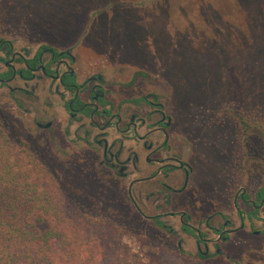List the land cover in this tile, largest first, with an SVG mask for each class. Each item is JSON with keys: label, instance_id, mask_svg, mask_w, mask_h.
Instances as JSON below:
<instances>
[{"label": "rangeland", "instance_id": "rangeland-1", "mask_svg": "<svg viewBox=\"0 0 264 264\" xmlns=\"http://www.w3.org/2000/svg\"><path fill=\"white\" fill-rule=\"evenodd\" d=\"M236 5L233 0H0V33L71 46L81 59L107 66V78L116 75L125 83L116 88V102L157 94L173 119L174 145L178 151L193 148L198 162V176L185 196H173L177 208L171 210L200 216L223 209V191L264 184V57L250 50L255 27ZM136 72L145 77L132 84ZM133 105L126 102L124 108L135 112ZM13 128L11 138L28 141L80 211L123 223L141 238L144 245L125 242L143 259L165 246L202 264H264V236L239 238L221 247L224 256L213 261H198L190 241L182 247L188 254L179 252L178 239L135 213L125 195L132 177L115 187L113 179L93 172L95 165L89 168L91 154L82 146L65 148L60 136L48 139L36 131L26 135L16 122ZM146 207L144 213H155ZM256 229L264 230L263 222Z\"/></svg>", "mask_w": 264, "mask_h": 264}, {"label": "flooded vegetation", "instance_id": "flooded-vegetation-1", "mask_svg": "<svg viewBox=\"0 0 264 264\" xmlns=\"http://www.w3.org/2000/svg\"><path fill=\"white\" fill-rule=\"evenodd\" d=\"M88 59L71 46L0 33V129L31 153L28 141L11 138L15 122L26 135L36 131L48 139L60 136L58 143L65 148L82 146L91 154L89 168L95 165L94 173L113 179L106 177L120 189L132 177L125 195L135 213L178 239L179 252L188 254L182 247L193 242L200 262L223 257L221 247L239 238L264 236V230L256 229L257 222L264 224V184L223 191V209L216 213L193 217L186 210H171L177 208L173 196H185L190 180L198 176L194 149L178 151L169 131L173 119L157 94L116 102V88L125 83L116 75L107 78L110 69ZM139 77L145 74H132L130 83ZM126 102L135 104V112L132 106L124 108ZM143 207L155 213L147 215Z\"/></svg>", "mask_w": 264, "mask_h": 264}, {"label": "trees", "instance_id": "trees-1", "mask_svg": "<svg viewBox=\"0 0 264 264\" xmlns=\"http://www.w3.org/2000/svg\"><path fill=\"white\" fill-rule=\"evenodd\" d=\"M264 57V0H233ZM221 17V16H220ZM125 224L80 211L36 156L0 129V264H202L165 246L145 260Z\"/></svg>", "mask_w": 264, "mask_h": 264}]
</instances>
